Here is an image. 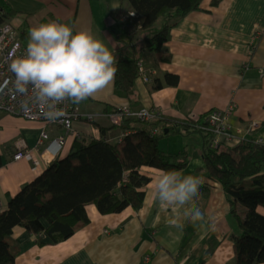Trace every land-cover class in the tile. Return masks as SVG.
<instances>
[{"label":"crops","instance_id":"crops-1","mask_svg":"<svg viewBox=\"0 0 264 264\" xmlns=\"http://www.w3.org/2000/svg\"><path fill=\"white\" fill-rule=\"evenodd\" d=\"M0 8L10 12L7 21L18 34L29 36L32 27L53 20L74 31L90 30L113 52L116 64L120 49L131 38L140 69L131 94L117 90L113 81L94 97L76 102L80 112L93 119L73 122L70 132L0 110V211L52 161L67 156L76 137L119 140L121 129L112 126L107 113L157 107L163 116L159 127L166 131L159 146L186 153L185 165L170 172L200 180L197 206L204 214L196 224L181 218L182 230L170 225V217L154 202L156 178L165 171L144 167L149 181L142 188L140 205L110 214L89 205V222L62 242L39 239L15 227L11 235L15 264H236L232 236L239 232L238 217L244 210L239 203L232 204L207 172L201 134L172 132L170 126L229 107L232 130L241 129L245 138H253L248 131L255 122L264 137V0H202L198 9L169 28L162 46L165 54L160 56L146 48L145 37L162 21L145 36H129L125 25L131 21L138 25L141 18L128 21L133 12L125 0H0ZM165 74L177 76V83H167ZM59 137L65 141L58 148L54 140ZM19 151L22 156L15 158Z\"/></svg>","mask_w":264,"mask_h":264},{"label":"trees","instance_id":"trees-1","mask_svg":"<svg viewBox=\"0 0 264 264\" xmlns=\"http://www.w3.org/2000/svg\"><path fill=\"white\" fill-rule=\"evenodd\" d=\"M125 1L141 18L143 29H152L158 20L162 21L159 29L145 37L146 48L160 56L165 54L162 46L169 28L198 9L202 0ZM9 17L10 12L0 8V23ZM19 37L27 47L28 34L20 32ZM130 39L120 49L114 79V87L128 95L140 72ZM166 60L161 57V61ZM165 78L169 84L177 83L175 75L165 74ZM207 116L208 113L196 120L179 121L177 126L172 123L170 130L201 134L207 172L222 185L232 204L239 203L244 210L238 217L239 232L232 236L236 264L264 263V144L252 140L234 145L214 143L211 132L199 127L206 125ZM161 120L125 116L118 126L122 136L114 143L102 137L88 141L76 137L67 156L52 161L0 211V264H15V244L11 240L15 227H22L39 239L46 236L53 243L62 242L89 222V205H94L100 214L140 205L142 188L149 181L144 167L165 172L183 167L185 151L172 153L159 146V138L166 134L159 127ZM99 130L105 133L103 128Z\"/></svg>","mask_w":264,"mask_h":264},{"label":"clouds","instance_id":"clouds-1","mask_svg":"<svg viewBox=\"0 0 264 264\" xmlns=\"http://www.w3.org/2000/svg\"><path fill=\"white\" fill-rule=\"evenodd\" d=\"M115 65L113 52L90 30L74 31L69 24L53 20L30 29L26 51L11 62L10 71L15 91L24 97L22 106L38 107L44 117L55 121L64 115L58 108L63 101L80 102L110 86L118 71ZM200 183L176 172L156 178L154 202L170 217V225L182 230L181 218L193 224L204 220L197 206Z\"/></svg>","mask_w":264,"mask_h":264},{"label":"built area","instance_id":"built-area-1","mask_svg":"<svg viewBox=\"0 0 264 264\" xmlns=\"http://www.w3.org/2000/svg\"><path fill=\"white\" fill-rule=\"evenodd\" d=\"M129 21V19H128ZM125 22V21H123ZM127 34H133V30L128 29ZM26 47L23 45L22 39L16 32L9 21L0 23V110L10 113L12 115L20 116L26 121H40L44 123H54L64 127L68 132L72 130V124L78 120H92V115L82 114L76 102L70 100L63 101L58 108L64 113L63 116L57 118L55 121H50L43 114L40 113L38 107L29 105V110L22 106V97L15 91L14 80L15 76L10 71L11 62L24 55ZM147 82L149 79L143 77ZM107 113V117L114 125H120L123 117L130 116L142 121L158 120L161 118L162 111L160 108H141L137 111H128L117 109ZM194 120V119H193ZM198 127V126H197ZM200 128L211 132L214 143H224L227 145H234L240 141L252 140L257 144H264L263 135L257 130V123H252L249 128L253 133V138H245V131L241 129L232 130L229 124V110L225 109H211L208 111L206 118V125L199 126ZM156 130H154L155 132ZM44 136V133L42 134ZM64 137H59L54 140L56 146L62 147L64 144ZM22 152L15 153V158H20Z\"/></svg>","mask_w":264,"mask_h":264},{"label":"rangeland","instance_id":"rangeland-1","mask_svg":"<svg viewBox=\"0 0 264 264\" xmlns=\"http://www.w3.org/2000/svg\"><path fill=\"white\" fill-rule=\"evenodd\" d=\"M132 12V11H131ZM134 14V15H133ZM130 18H128V19H135V20H137V18L139 17V16H137V14L136 13H132L131 14V16H129ZM127 25H125V27H126ZM156 26L158 27L159 26V23H158V25L156 24ZM128 28L129 29H131V30H133V34H137V36L140 38V35L143 33L144 34V36L145 35H147L148 34V29H143L142 27H141V25L140 24H138V25H136V23L135 22H133V21H131V24H130V26H128ZM144 31V32H143ZM152 108H154V107H152ZM225 110H230L229 109V107L228 108H226ZM116 111H118V110H116ZM112 112V111H111ZM110 113V112H109ZM163 116H161V118H162ZM189 119V118H188ZM187 120V119H186ZM178 121H175V122H172L175 126H177V123ZM156 130V129H155ZM156 132V131H155ZM121 136H122V133H121ZM160 138H162V137H160Z\"/></svg>","mask_w":264,"mask_h":264},{"label":"bare ground","instance_id":"bare-ground-1","mask_svg":"<svg viewBox=\"0 0 264 264\" xmlns=\"http://www.w3.org/2000/svg\"><path fill=\"white\" fill-rule=\"evenodd\" d=\"M85 120H87V119H85ZM89 121V120H88Z\"/></svg>","mask_w":264,"mask_h":264}]
</instances>
